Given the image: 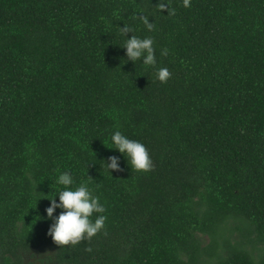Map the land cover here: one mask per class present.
Here are the masks:
<instances>
[{"label":"trees","instance_id":"trees-1","mask_svg":"<svg viewBox=\"0 0 264 264\" xmlns=\"http://www.w3.org/2000/svg\"><path fill=\"white\" fill-rule=\"evenodd\" d=\"M167 3L0 0V264L44 248L55 264H264V0ZM124 23L153 38L155 67L127 59ZM116 129L151 170L108 147ZM65 170L107 219L59 246L45 208Z\"/></svg>","mask_w":264,"mask_h":264},{"label":"clouds","instance_id":"clouds-1","mask_svg":"<svg viewBox=\"0 0 264 264\" xmlns=\"http://www.w3.org/2000/svg\"><path fill=\"white\" fill-rule=\"evenodd\" d=\"M183 4L185 7L190 6L189 0H183ZM166 6L167 14H174V11L170 12L167 0H160L158 11L161 12ZM149 17V15H139L145 28L151 32L154 30L155 24L149 20ZM119 30L120 34L126 37L122 47L125 49L127 59L133 62L141 60L144 65L155 67L157 60L153 38L134 34L129 36L128 33H133V29L125 23L123 27L119 26ZM160 54L168 55V49H162ZM170 77L171 72L167 67L156 68L155 78L160 82H166ZM110 142L112 146L108 147L123 154L131 169L146 172L153 167L150 154L141 141L132 139L116 129L110 134ZM102 160L104 167L110 173L113 170H121L120 156L111 155ZM56 183L62 187L54 196H47L50 203L45 208L46 218L52 221L48 228V234L52 240L59 246L75 245L82 240H90L101 232L107 217L103 215L106 209L100 197L93 194L86 182L76 185L71 172L67 170L59 173ZM44 196L37 197L36 202ZM56 196H58V200L55 198ZM57 209L60 210L58 213ZM94 213L97 215L93 219ZM88 250L91 251L90 248Z\"/></svg>","mask_w":264,"mask_h":264},{"label":"rangeland","instance_id":"rangeland-1","mask_svg":"<svg viewBox=\"0 0 264 264\" xmlns=\"http://www.w3.org/2000/svg\"><path fill=\"white\" fill-rule=\"evenodd\" d=\"M203 241L205 243H207L209 241V238L207 235H204L203 236ZM35 252V253H34ZM34 253V255L32 256V254ZM52 251L51 249L49 248H44V249H41V250H35V251H29V255H26V260L27 261H32V262H35L37 264H55L53 261H46L45 262V259L48 257V256H52Z\"/></svg>","mask_w":264,"mask_h":264}]
</instances>
